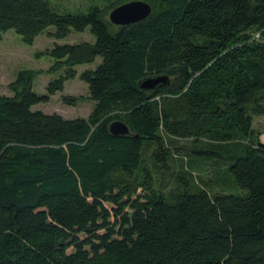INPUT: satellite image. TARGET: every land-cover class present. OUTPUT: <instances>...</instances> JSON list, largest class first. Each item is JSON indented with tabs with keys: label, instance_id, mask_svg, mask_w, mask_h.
<instances>
[{
	"label": "trees",
	"instance_id": "1",
	"mask_svg": "<svg viewBox=\"0 0 264 264\" xmlns=\"http://www.w3.org/2000/svg\"><path fill=\"white\" fill-rule=\"evenodd\" d=\"M143 1L148 17L115 25L99 7L0 0V39L32 44L49 25L95 37L43 52L64 68L46 93L32 69L0 93V264H264V0ZM98 56L79 74L86 118L31 109ZM160 74L167 86L139 88ZM114 119L130 133L111 134ZM176 138L189 144L169 186L155 176Z\"/></svg>",
	"mask_w": 264,
	"mask_h": 264
},
{
	"label": "rangeland",
	"instance_id": "2",
	"mask_svg": "<svg viewBox=\"0 0 264 264\" xmlns=\"http://www.w3.org/2000/svg\"><path fill=\"white\" fill-rule=\"evenodd\" d=\"M49 1L59 11L85 12L89 7H99L107 11V18L109 11L112 9H110V7L108 8L110 0ZM54 30L55 26L49 25L34 38L32 44H25L22 41L21 35L16 33L13 29H8L2 34L0 39V93L11 95L6 85L8 82L12 81L16 73L22 69L38 71L33 81L32 89L37 93H46V84L50 80L64 74V68L57 71H49V67L53 64L54 59L49 54H43V52L50 50L55 44L77 43L80 41L93 43L95 41V37L90 32L89 27H86L83 31L71 29L70 32L62 38H55L49 35V33L54 32ZM100 60L101 57L98 56L90 63L75 65L74 68L77 71L76 76L72 79H66L63 89L56 91L50 96L48 101L38 102L32 105L31 109L41 110L45 113H58L65 118H86L93 107L94 101L88 98L87 83L79 78V74L85 69L95 68ZM64 95H73L75 97H80V99L75 105H69L63 101L62 96ZM253 126L260 131L261 134L259 139L264 143V114L253 117ZM167 140L169 141V139ZM188 140L189 139L184 138L173 139L171 144L174 148L178 149L179 152L174 153L175 157L167 161V170L155 176L157 181L160 180L163 183L166 182L169 186L171 185L172 176L178 171L180 166V152H183V150L188 147ZM211 170V167L207 166L206 171L202 173V177H209Z\"/></svg>",
	"mask_w": 264,
	"mask_h": 264
},
{
	"label": "water",
	"instance_id": "3",
	"mask_svg": "<svg viewBox=\"0 0 264 264\" xmlns=\"http://www.w3.org/2000/svg\"><path fill=\"white\" fill-rule=\"evenodd\" d=\"M151 6L143 0H129L119 4L109 11L108 19L115 25H127L148 17ZM170 78L166 74L147 76L139 81L138 86L143 90H151L156 87L166 86ZM109 131L114 136L129 134L128 125L118 119L111 120L108 124Z\"/></svg>",
	"mask_w": 264,
	"mask_h": 264
},
{
	"label": "bare ground",
	"instance_id": "4",
	"mask_svg": "<svg viewBox=\"0 0 264 264\" xmlns=\"http://www.w3.org/2000/svg\"><path fill=\"white\" fill-rule=\"evenodd\" d=\"M167 86V85H166ZM153 90V89H152Z\"/></svg>",
	"mask_w": 264,
	"mask_h": 264
}]
</instances>
